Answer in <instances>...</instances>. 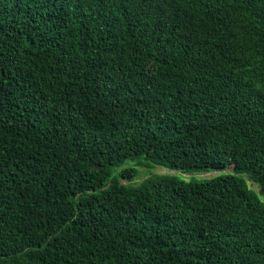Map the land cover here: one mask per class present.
<instances>
[{"label":"trees","instance_id":"trees-1","mask_svg":"<svg viewBox=\"0 0 264 264\" xmlns=\"http://www.w3.org/2000/svg\"><path fill=\"white\" fill-rule=\"evenodd\" d=\"M0 264H264V0H0Z\"/></svg>","mask_w":264,"mask_h":264},{"label":"rangeland","instance_id":"rangeland-1","mask_svg":"<svg viewBox=\"0 0 264 264\" xmlns=\"http://www.w3.org/2000/svg\"><path fill=\"white\" fill-rule=\"evenodd\" d=\"M227 172H230V170L229 171H227ZM157 173H166V174H175V173H173V172H169V171H167L166 169H164V168H155L154 170H151L150 171V174H157ZM150 174H146L145 172H144V170H141V172H140V176L138 177V179L140 180V179H143V178H146V177H148ZM215 173H202V175H200L201 177L203 176V177H212L213 175H214ZM196 176H198V175H196ZM188 178H189V176H184V179H186V180H188Z\"/></svg>","mask_w":264,"mask_h":264},{"label":"clouds","instance_id":"clouds-1","mask_svg":"<svg viewBox=\"0 0 264 264\" xmlns=\"http://www.w3.org/2000/svg\"><path fill=\"white\" fill-rule=\"evenodd\" d=\"M248 79L249 80H252L253 79V73L252 72L249 73Z\"/></svg>","mask_w":264,"mask_h":264}]
</instances>
